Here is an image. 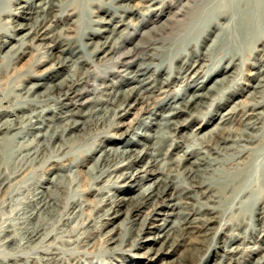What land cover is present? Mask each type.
Wrapping results in <instances>:
<instances>
[{
	"label": "bare ground",
	"instance_id": "bare-ground-1",
	"mask_svg": "<svg viewBox=\"0 0 264 264\" xmlns=\"http://www.w3.org/2000/svg\"><path fill=\"white\" fill-rule=\"evenodd\" d=\"M97 1L101 2L100 4L98 3V10L102 11L105 16H94V14L88 16L89 28L83 33V42L81 39V41H76L77 39L73 41L72 38L62 37V32L70 33L72 31V28L69 26L63 27L60 33L61 35L59 36L54 33V28L61 22L59 19L62 18L67 10L64 9L62 11L61 0L58 1L60 5L56 4L55 0H10L9 4L13 5L11 7L7 6L9 9L6 11L3 10L4 7H2L3 0H0V59L9 58L10 62L15 65L23 56L28 54V49L34 50L35 48H41L46 49L44 60L51 63L50 72L47 71L48 73L46 72L40 75H27V78L29 77L27 81L31 83L30 86H21L17 89L18 93L12 95L15 102L18 104L24 103L23 106L18 107V105L14 106V104L10 106L11 100L9 96L7 97L0 93V134H3V137L0 138V185L18 176L22 168L25 170V167L28 165L40 163L42 160L44 163L46 158H48L47 153L50 152L51 149L52 154H49V159L55 157L52 156L53 154L57 156L64 153L67 146L65 147V145H59L58 143V146L54 147L53 144H55L56 141H67L72 138L77 139L81 136L85 137L87 134L91 135L92 132H99L98 135H101V132H104L108 128L118 130L119 127L116 126V120L130 113V109L133 108L130 103L135 100V105H144V108L141 109V117L143 118L144 115H149L146 118L138 119L135 123L137 129L142 127L148 129L151 128V125L153 127L155 125L158 129V131L155 130L154 135L141 133L139 136H143L146 139H156V143L151 149L145 148L143 151H136L134 147L136 145H142V143L134 139L135 135L131 133L135 130V128H133L121 134L124 140L129 137L128 140L119 141L122 147L118 146V148H114L111 146L97 145L93 149V155L97 158H94L95 164L90 167L94 182L102 183L104 179L108 177L115 178L116 180L115 182H109V179L105 181V184L107 182V184L104 185L105 187L94 190L98 191L99 195L102 197L104 194H107L106 189L113 186L112 183H122L127 180L132 181L140 178L139 174L148 173V168L157 166L166 159L168 155L165 154L166 157L162 158L163 150L157 147V144L161 141H171V148L175 151H179V153H183V155H179L181 158H179L180 163L177 166L167 169V171L159 172V176L157 175L154 183L147 187H143L137 199L129 200L121 197V199H119L116 194L103 198L100 197V199L98 198L100 200V205L97 206V209L99 208V210L102 209L104 211L105 208H109L96 220L90 219L91 222L94 223L92 226L90 225V227H92L93 231H95L94 229L98 230L100 226L106 227L125 213L123 211L125 210L127 221L125 219L124 222L122 221L123 224L121 225L124 227L125 223L130 224L126 232H129L132 240L130 238L125 240L123 237L121 242H119L113 250L116 251L119 250L120 247L128 248L130 246L131 251H140L143 249V245H141L140 241L146 233V230L150 229L149 225L162 215V211H164L165 208L169 207L165 200L168 192L170 190H176L178 193L177 196L171 199L183 200V205L179 203L177 205L178 208L180 207L183 209L179 211L180 222L174 223L169 229V225L165 224L164 227L159 228L155 238H150L148 240L159 243L162 239L166 238V245L162 247L161 250L157 251V255H159L161 253L163 254L166 250H168L169 254H174L180 247L186 246L188 242L194 239V241L190 243L196 246L191 254L193 255L192 257H194L196 256L195 252L199 250L197 248L201 247V249H203L202 247H204V245L202 241L211 233V226L217 222L216 214H218V211H221L219 208L210 206V202L217 203L219 201L221 204L230 203L231 205L233 202L238 201L240 206H245L250 203L253 208L255 207L258 215L262 214L264 211V207H259L260 199L264 198V160L260 161L255 159L248 163L245 162L244 164L236 163V160L243 157L249 149L246 146H241V143L250 142L246 138L254 136L250 131H258L260 125H262V121H260V118L254 121L250 119L246 123L244 130L238 131L239 133L235 134L234 132H229V130L226 131L225 128V132L220 134L219 131H223V129L219 126L220 128L216 129L218 133L215 132V130L209 133H212V141L204 144L196 143L198 139H201L197 131H193L191 135H189L191 139L194 141L196 140L193 146H189L188 142L174 141L173 132L182 128L186 122L185 120L180 121V117L186 114L189 118L195 119L198 115L202 114L203 110L207 107V101L213 98L212 93L215 91L218 93L219 89L217 85L210 86L211 88L207 93H200L203 87L197 89L192 95L181 93L180 97H173L174 101L171 103L168 100V88L172 83L169 80L171 74L164 69L165 64L163 60L165 57L162 60L159 55L162 48H156L155 46L150 49L151 46L149 45L148 48L150 51L138 56V47L140 45L129 49L127 41L123 38V35L120 34V29L124 27L128 28L133 24L131 17L140 14L138 13L139 8L131 5L134 0ZM141 1H149V3H151L149 7L145 6L148 13L158 10L157 6L162 3L161 0ZM235 3L236 8H241L244 12L252 11L251 14L247 16L249 17V25L253 22L255 23L260 16H264V0H236ZM71 5L72 4L69 6ZM186 7H188V5ZM74 8L76 10V6H74ZM57 12H60L58 13L60 15H57ZM73 13L75 12L73 11ZM3 16L8 17V20L2 19ZM67 17H69L68 14ZM220 17L228 19L226 14ZM17 19H20L22 22L18 23ZM170 25L171 22L167 21L161 25V31L167 30ZM213 29H218V26L216 25ZM16 33L18 34L16 35ZM246 37L249 39L248 37L250 36ZM150 41L152 42V40ZM34 42H40V44L35 47L33 46ZM178 43V47H184V49L192 45L194 47L195 44L189 41L188 38H182ZM217 43L218 41L216 44ZM195 47L196 49L191 53L190 51L186 54L178 52L174 55L177 61L185 60L184 62L181 61L183 62V67H181L179 72L186 74V77L192 74L198 76L204 66L202 65L199 68L200 61L203 60L204 62L205 55H203V53L199 55V48L198 46ZM152 51L156 52L152 53ZM4 52L5 54L2 56ZM107 58H109L115 73L119 74L123 72L127 74V81L124 84H116L113 80L105 81L101 84L98 83L99 85L97 86L100 87V89L97 88L93 93L94 98L89 99L88 92L84 90H86L90 82H97L94 80L91 68L96 69L104 67L106 62L101 66L99 64ZM232 60H234V58ZM115 73L112 75H116ZM157 74L165 75L166 78L156 79L155 76ZM59 78L61 79L58 80ZM96 78L97 77H95V79ZM226 80L225 78L219 81V83H223ZM262 88H264V77H262L257 86H255V89ZM97 92L98 94L96 95ZM157 95L164 96V99H159ZM154 98L155 101H151ZM74 100L77 102L75 104L76 108H73L74 105L66 104V102H72ZM88 104H90V107L84 112L83 108ZM263 107L264 102L250 104L251 116L260 115L262 112H258L256 115L254 113ZM163 110L167 111L162 114L158 113ZM235 110L237 111L238 109H232L231 112L222 115L223 124L232 120L231 115L236 113ZM152 116L157 118L153 119ZM229 116L230 118H227ZM147 119H149L150 122H146L145 120ZM153 121L156 122L154 123ZM13 131H15V133ZM11 132H13L12 135ZM77 132H85V134L83 133L84 135L78 136ZM75 133H77V135ZM73 134L75 135L73 136ZM67 135L72 136L66 139ZM204 135L206 134L204 133ZM117 141L118 140H112L107 142L114 144V142ZM230 142L232 144L227 147ZM4 145L12 146V148L5 149L3 147ZM185 148L187 149L185 150ZM88 149L90 150V148ZM227 150L236 151L234 155H230L231 161L229 163L232 169L235 170V173L231 175L227 174L228 176L221 178L222 180H217L214 177L222 175L220 171L221 166L219 165L223 163V161H220L217 157L223 156L222 152ZM146 155H149L150 161L144 169L137 170L135 166L145 162L144 157ZM192 156L196 159L190 163L189 166H182V168H180L181 162L183 160L189 161V157ZM9 163L16 165L14 171H10L8 168L3 170V165H10ZM226 164L227 163H223V166ZM76 165L77 163L75 162L71 163L67 168L64 167L66 171H70L72 168H75ZM249 174H253V177H250ZM208 175L210 178L207 177ZM211 178H214L216 181H212L213 179ZM141 179L143 181L146 179L148 180V177H141ZM47 182L51 185H56L55 182L49 179H47ZM61 183L62 182H60V184ZM63 186L61 188H63ZM40 189L41 190L36 192V194L33 195V199L28 203V211L23 213V219H19L18 221H3V217L0 216V264H67L68 262L65 258L69 256L67 253L69 249L55 247L52 243L47 244L48 241L53 238L54 241L70 245V250L91 246L93 240L86 233H81L79 236H77L78 234H74L78 231L72 234H66L65 230L56 229V227L53 226V223L47 218L48 216L52 217L57 214L59 211L58 208H60V200L58 196L55 198L49 194V191L51 192L50 187L40 185ZM66 190L67 189H64L63 191ZM208 195H210L208 198L209 203H200V199ZM253 197H255V199L252 200ZM257 197L261 198L259 199ZM194 201L198 202L197 204H199V207L193 204ZM86 206H89V204H85L82 198L72 200L64 214L60 213L58 215V223L64 225V221L69 223L75 220L79 217L77 216L80 214L78 212L83 211ZM173 206L175 207L176 205ZM77 208L80 209L76 211ZM150 208L152 210L147 217L141 221V227L135 229L136 223L135 220L132 221L131 217L133 215L138 217L141 213H144L145 210ZM256 211H252V214L255 215ZM258 211L261 212L258 213ZM222 214V217H226L227 212L224 211ZM104 221L108 222L104 224ZM223 221L224 220H221V223ZM258 221L260 222V219H258ZM251 224L253 223H247L246 221L244 223H238L235 226L225 223L223 226H220V229L223 230V228H226L225 230L231 229L234 231L235 229L236 231H240L244 227L251 228ZM84 225L85 224H83L81 228L82 230L88 227V225ZM220 229L216 231V235L210 244L211 247L221 249L224 252V255L221 256V262L217 264H226L228 260L231 261L229 264H246V260L241 261L235 258V255L241 251L238 245V238L240 235H225V237L228 236L229 238L223 239V244L219 246L218 240L222 239V236L220 238L216 237ZM88 231L87 229L86 232ZM113 232L114 230L111 229V231L102 236L101 241L105 244L104 246L115 245L118 242L113 238ZM257 232H260V234L264 233V225H262ZM197 233L199 235L193 238V235ZM222 233L223 232H220V235ZM72 236L74 238L77 237L73 240ZM63 237H67V239L69 237L72 240L63 241ZM36 242L38 243L33 246ZM72 246L73 248H71ZM153 251L150 250L149 254H152ZM179 264L185 263L181 260ZM257 264H264V257L257 261Z\"/></svg>",
	"mask_w": 264,
	"mask_h": 264
},
{
	"label": "rangeland",
	"instance_id": "rangeland-1",
	"mask_svg": "<svg viewBox=\"0 0 264 264\" xmlns=\"http://www.w3.org/2000/svg\"><path fill=\"white\" fill-rule=\"evenodd\" d=\"M9 1L3 0L2 7L6 8H3V10L6 11L7 9H9V7L13 5L9 4ZM58 1L55 0V3L60 5ZM161 1L162 3L157 6L158 10H154L150 13L146 11V7L151 6V3H149V1L143 2L141 0H134L131 3V5H134L135 7L139 8L138 13L140 14L138 16L136 14V16L131 17V19L133 20V24L131 26H129L128 28L124 27L120 29V34H122L123 38L127 41L129 49L135 48L137 45H140L138 47V56H141L142 54L150 51L148 48L149 45L151 46L150 49L155 46L156 48H162L160 50L161 52L159 53V55L161 56L162 60L165 57L163 60L165 64L164 69L170 72L171 74L169 80L172 83L168 88V100L171 103L174 101L173 97H180L181 93H187L188 95H192L197 89L202 87L203 89L200 91V93H207V91H209V89L215 85H217L219 89L218 93H216V91L212 93L213 98L212 100L207 101V107L203 110L202 114L198 115L195 119L189 118L186 114H183L180 117V121L185 120L186 122L184 123V126L182 128H179L178 131L173 132V140L188 142L189 146H193L196 140L194 141L193 139H191L189 135H191V132L197 131L201 139H198L196 143H208L209 141H212V133L209 134L210 131L215 130V132H217L216 129L221 127L223 131H219L220 134L224 133L225 130H229V132L232 133L234 132V134L239 133L240 131L244 130L248 120L251 119L254 121L260 118V121H262L260 129L258 131H250L252 135H254L246 138L250 142L241 143V146H246L249 149L247 153L243 155V157H240L236 160V163L244 164L245 162L248 163L249 161H253L255 159H258L260 161L264 160V107L260 108L257 112L254 113L256 115L258 112H262L260 115L257 116H251L252 112L249 108L250 104L264 102V88L255 89V86H257L259 80L264 77V16H260L255 21V23L253 22L249 25V17L247 16L251 14L252 11L244 12V10L242 11L241 8H236V0ZM61 2V8H63L62 11L64 9L67 10L65 11L66 13L62 16V18L59 19L61 20V22L58 23L54 28V33L58 34L59 36L61 35L60 33L62 28L68 26L71 27L73 31H71L70 33L62 32L63 38L68 37L72 38L73 41H75L76 39V41H81L83 38V33L86 31V29L89 28L88 16H91L92 14H94V16H105L102 11L98 10V3L100 4L101 2L97 0H61ZM70 4L72 5L69 6ZM187 5L188 7H186ZM7 6L9 7L7 8ZM74 6H76V10ZM73 11L75 13H73ZM58 13L60 12H57L56 14L60 15ZM67 14L69 15V17H67ZM224 14L227 15L228 19H231L228 20L221 18L220 16ZM2 19L8 20V17L3 16ZM19 20L20 19H17V22L21 23L22 21ZM167 21H170L171 25L167 30H164L162 32L160 27ZM216 25L218 26V29H213L216 27ZM241 25L243 28L241 27ZM17 34L18 33H16V35ZM245 35L250 36L248 37L249 39H247ZM182 38H188L189 41L195 43L194 47L193 45L190 47H186L185 49L184 47H178V42ZM148 40L150 43L148 42ZM150 40H152V42ZM217 41L218 43L216 44ZM39 44L40 42H34L33 46L37 47V45ZM195 46H198L199 48V55H201V53L205 55L204 62L203 60L200 61L199 68L202 65L204 66L198 76H194V74H192L189 77H186V74L179 72L181 67H183L182 63L185 60H181L183 62L177 61V58H175L174 55L178 52L186 54L190 51L191 53L196 49ZM45 50L46 49L41 48H35L34 50L28 49V54L23 56V58H21L15 65L10 62L9 58L0 59V93L7 97L9 96L11 100H9L11 102L10 106H13V104L14 106L18 105V107L24 105V103H16L12 95L18 93L17 89L19 87L30 86L31 83L27 81L29 78H27V75H40L45 74L47 71L50 72L49 69L51 68V63H48L44 60ZM5 52L2 54V56L5 54ZM153 52L155 53L156 51H152V53ZM233 58L234 60H232ZM104 64V67L96 69L91 68L94 80H96L97 82H90L91 84L89 83L88 87H86V90H84L88 92L89 99L94 98L93 93L96 91L97 88L100 89V87H98L97 85L101 84L102 82L113 80V82L116 84H124L127 81V74L123 72H120L119 74L115 73L114 68L110 64L109 58L103 60L99 65L101 66ZM109 66H111L112 68ZM113 73H115L116 75H112ZM95 77L97 78L95 79ZM155 78L163 79L166 78V76L162 74H157ZM225 78L227 79L225 82L219 83V81H222ZM60 79L61 78H59L58 80ZM97 94L98 92L96 93V95ZM163 97L164 96H158L159 99H164ZM151 101H155V98ZM76 103L77 102L75 100L72 102H66V104L74 105L73 108H76ZM130 105L133 106V108L130 109V113L123 118L117 119L115 122L116 126L119 127L118 130H112L108 128L104 132H101V135H98L99 132H92L91 135L87 134L85 137L81 136L83 133L85 134V132H77L78 136H81V139L72 138L71 140H69L68 138H71L72 135H67L66 139H68V142L60 140L58 142L56 141L55 144H53L54 147L58 146V143L59 145H65V147L67 146L64 153L59 154L57 156L53 154L52 156L55 157L49 159V154H52L51 149V151L47 153L48 158H46L44 163L42 160L40 163L28 165L27 167H25V170L24 168H22L18 176L13 178L11 181L8 180L2 183V185H0V216L3 217V221H18L19 219H23V213L25 211H28V203L33 199V195H35L36 192H39L41 190L40 185H43L50 187L51 192L49 191V194L55 198H57L58 196V199L60 200V208H58L59 211L55 215L56 217L48 216L47 218L50 222L53 223V226H55L56 229L59 228L65 230L66 234H72L73 232L78 231L74 234H78L77 236H79L81 233H86L93 240L91 242V246L79 249L74 248L75 250H70V245L68 244L54 241V238L48 241L47 244L52 243L55 247L69 249V252H67L69 256L65 259L70 264H179L181 260L185 264H217L221 262V256L224 255V252L223 250L218 248L216 249L215 247L213 248L210 245L212 243V239L216 235V231L220 229V226H223L225 223L231 226H235L238 223H244L245 221L247 223H253L251 224V228L244 227L240 231H236L235 229L234 231H232L231 229L225 230L226 228H223V230L220 229V232L223 233L220 235L219 232L216 238H220L222 236V239L218 240V245L221 246L223 244V239H228V236L239 234L240 237L238 238V245L240 246L241 251H239L235 255V258L241 261L246 260V264H257V261L261 260L264 257V233L260 234V232H257V230L260 229L262 225H264V211L262 212L263 215H258L255 207L253 208L250 203L246 204L245 206H240V203L238 201L233 202L231 205L230 203L221 204V202L219 201L217 203H209L208 198L211 195L210 193V195H208L207 197H202L200 199V203H209L210 206L219 208L221 209V211H218V214H216L217 222L211 226V233L202 241L204 245V247H202L203 249H201V247L197 248L199 250L195 252L196 256L194 257H192L193 255L191 254L196 246L190 244L192 243V241H194V239L188 242L186 246L180 247L174 254H169L168 250H166L163 252V254L161 253L159 255H157V251L161 250V248L166 245V238L162 239L159 243H155L153 241L148 240L150 238H155L159 228L164 227L165 224L169 225V229L171 228V226H173L174 223L180 222L179 211H182L183 209L180 207L178 208L177 205L178 203L183 205V200L180 201L171 199L177 196L178 193L176 190H170L168 192V195L166 196L167 198H165V200L166 204L169 207L165 208L164 211H162V215H160L156 221H153L149 225L150 229L146 230V233L140 241L141 245H143V249L140 251H131L130 246L128 248L120 247L119 250L116 251L113 250L115 246L119 244V242H121L123 237L125 240L129 238L132 240V237L130 236L129 232H126V229L130 227V224L125 223L124 227L121 225L127 218L125 210H123L125 213H123L122 211L123 214L114 222H112V224L106 227L100 226L98 230L94 229L95 231H93L90 225L92 226L94 223L91 222L90 219L96 220L100 215L104 214V211L109 208H105L104 211L102 209L99 210V208L97 209V206L100 205L99 199L101 196L99 195L98 191L94 189H100L102 187H105L104 185L107 184V182L105 184V181L109 179V182H115L116 180L115 178L108 177L104 179L102 183L94 182L93 174L91 172L90 167L95 164L94 158L97 157L93 155V149L97 145L111 146L114 148H118V146L122 147L119 141L128 140L129 137L124 140V138L121 137V134L133 128H135V130H133V132L131 133H134V139L142 143V145H136L134 147L136 151H143L145 148L151 149L156 143V139H146L143 136H139L141 133L154 135L155 130L158 131L155 125L154 127L151 125V128L148 129H144V127L137 129V126L135 124L138 119H143L149 116L144 115L143 118L141 117V109L144 108V105H135V100H133ZM89 107L90 104L85 106L83 108V111L86 112ZM236 108L238 110H235L236 113L231 115L232 120L223 124L222 115L227 114L228 112H231L232 109ZM166 111L167 110H163L162 112L160 111L158 113L162 114ZM152 118L155 119L157 117L152 116ZM227 118H230V116ZM145 121L150 122L149 119ZM153 122L155 123L156 121ZM13 132L15 133V131ZM13 132H11V135L13 134ZM77 133L75 134L77 135ZM204 133L206 135H204ZM75 134H73V136ZM1 137H3V134H0V138ZM112 140L118 141L114 142V144L108 143ZM231 144L232 143L230 142L227 147ZM157 145V147H160V149L163 150L162 158H165V154H168L166 159L160 162L157 166L148 168V173L139 174L140 178H137L132 181L127 180L126 182L122 183H112L113 186H110L109 188L106 187L107 194H104L101 198L106 196L108 197L110 195L113 196L112 194H116L119 199H137V196L139 193L142 192L143 187H147L150 184L154 183L157 175L159 176V172L167 171V169L174 168L180 163L179 158H181L180 156L183 155V153H179V151L173 150L171 148V141H161ZM3 147L5 149L12 148V146L8 145H4ZM88 148H90V150ZM186 149L187 148H185V150ZM235 152V150H227L222 152L223 156L217 157V159L223 161V163H227L228 165L226 164L225 166H223V163H221V165L219 166H221L220 171L222 175L216 176L214 178H216L217 180H222L221 178L235 173V170L232 169V166L229 164L231 161L230 155H234ZM144 158L145 162H142L140 165L135 166L137 170L144 169L147 163L150 161L149 155H146ZM195 159L196 158L192 156L189 157V161L183 160L181 162L180 168H182V166H189L190 163H192ZM75 162L77 163L75 168H72L70 171L65 170V167L67 168L71 163ZM9 164L10 165H3V170L8 168L10 171H14L16 165H13L11 163ZM141 177H148V180L146 179L143 181ZM207 177H209V175ZM250 177H253V174L250 175ZM214 178H211L213 179L212 181H216ZM47 179L55 182L56 185H51L49 182H47ZM59 181L63 184H60ZM62 186L63 188H61ZM62 189L67 190L63 191ZM78 198H82L85 201V204H89V206H86L83 211L78 212L80 213L77 215L79 217H77L75 220H72L69 223L67 221H64V225H60L58 223V215L60 213L64 214L69 204H71V201ZM257 198L260 199L261 197ZM253 199H255V197H253L252 200ZM197 203V201L193 202L194 205L199 207V204ZM173 205L176 206L174 207ZM259 205V207H264V198L260 199ZM79 209L80 208H77L76 211ZM151 210V208L145 210L144 213H141V215H139L138 217L134 215L131 217L132 221L135 220V229H139L141 227V221H143L147 217ZM254 210L256 211L255 215L252 214V211L255 212ZM224 211L227 212L226 217H222V213H224ZM260 212L261 211H258V213ZM258 219H260V222L258 221ZM221 220L224 221L221 223ZM107 222L108 221H104V224H106ZM83 224H85L84 226L88 225V227L82 230L81 228L83 227ZM87 229L91 232H86ZM111 229L114 230L112 234L113 238H115L118 242L115 245L112 244L104 246L105 244L101 241V238L107 232L111 231ZM227 234L228 236L225 237V235ZM198 235V233L194 234L193 238ZM76 237L74 238L72 236V239L75 240ZM62 239L63 241L72 240L69 237L68 239L67 237H63ZM37 243L38 242L34 243L33 246H35ZM71 248H73V246ZM150 250H154L152 254H149ZM230 262L231 261L228 260L226 264H229Z\"/></svg>",
	"mask_w": 264,
	"mask_h": 264
}]
</instances>
